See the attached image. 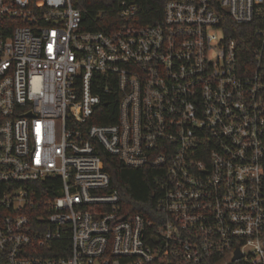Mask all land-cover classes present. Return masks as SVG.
Instances as JSON below:
<instances>
[{"label": "built area", "instance_id": "built-area-1", "mask_svg": "<svg viewBox=\"0 0 264 264\" xmlns=\"http://www.w3.org/2000/svg\"><path fill=\"white\" fill-rule=\"evenodd\" d=\"M121 5L88 30L72 0H0V264H264V0ZM100 148L162 170L154 218Z\"/></svg>", "mask_w": 264, "mask_h": 264}, {"label": "trees", "instance_id": "trees-1", "mask_svg": "<svg viewBox=\"0 0 264 264\" xmlns=\"http://www.w3.org/2000/svg\"><path fill=\"white\" fill-rule=\"evenodd\" d=\"M140 7L139 19L153 22L162 14L164 0H126ZM122 0H72L73 6L82 11L83 26L88 30L113 29L124 21L119 17ZM222 25L226 33L246 42L251 38L248 27L236 23L228 14L223 17ZM106 104L100 108V117L94 121L100 124L114 122L117 118L118 99L113 94L104 97ZM104 168L111 178V189H117L121 195V208L125 213H140L144 217L154 218L157 197L162 192L159 176L162 170L154 167H132L100 148ZM241 264V263H233Z\"/></svg>", "mask_w": 264, "mask_h": 264}, {"label": "water", "instance_id": "water-1", "mask_svg": "<svg viewBox=\"0 0 264 264\" xmlns=\"http://www.w3.org/2000/svg\"><path fill=\"white\" fill-rule=\"evenodd\" d=\"M240 257V253H239V251H237L236 252V255L234 256V258H233V260H235V259H237V258H239Z\"/></svg>", "mask_w": 264, "mask_h": 264}]
</instances>
